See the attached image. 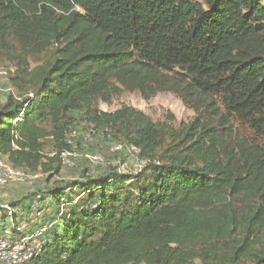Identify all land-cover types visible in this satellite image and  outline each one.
<instances>
[{
  "label": "trees",
  "instance_id": "trees-1",
  "mask_svg": "<svg viewBox=\"0 0 264 264\" xmlns=\"http://www.w3.org/2000/svg\"><path fill=\"white\" fill-rule=\"evenodd\" d=\"M15 45L21 66L52 48L53 57L17 71L14 84L33 92L0 107V156L14 169L59 175L80 114L97 130L124 128L148 160L137 174L38 195L51 214L36 223L47 231L30 264H264V0H0V55ZM124 90L205 104L223 133L197 119L171 131L156 162L158 125L129 108L97 109ZM235 122L250 144L225 131ZM15 220L11 237L28 236Z\"/></svg>",
  "mask_w": 264,
  "mask_h": 264
},
{
  "label": "rangeland",
  "instance_id": "rangeland-1",
  "mask_svg": "<svg viewBox=\"0 0 264 264\" xmlns=\"http://www.w3.org/2000/svg\"><path fill=\"white\" fill-rule=\"evenodd\" d=\"M11 49V52H3L0 55V68L9 72L8 76L0 78V107L10 98L19 101L33 92V89H25L20 84H14L13 79L16 77L17 71L30 72L37 66L47 65L53 57L52 48L43 54L27 57L26 64L21 66L17 59L20 55L17 46L15 45ZM125 108L144 114L163 132L166 143L162 149L156 151V162H163V157L171 143L172 130L185 128L197 119L207 121L210 126L221 133L224 130V123H221L219 116L212 115L207 105L187 103L181 94L174 91L159 93L152 99L146 100L138 91L124 90L120 95L113 97L110 104L99 102L97 105L100 112L107 113H115ZM219 110L221 114L224 113L221 106ZM74 117L78 121L80 120V124L73 129L69 140L73 155L69 157L68 163L64 162L62 157L61 164L53 165L54 169L60 165L59 175L50 180L52 173H44L43 169L33 172L29 168H23L22 171L26 173V176L22 181L0 184V209L9 216L7 225L0 224V228H4L5 234L12 233L14 222L11 223V220L15 216V224L19 231H23L29 236L37 235L41 229L37 228L39 226H36V223L40 225L44 223L48 219L47 216L51 214V210L47 208L43 200V208H39V213H35L34 208L38 204L36 199L38 195L46 199V194L57 185L68 187L80 182H94L114 172L124 175L137 174L148 165V160L141 157L140 150L134 148L124 136V128L121 129L122 133L118 130H97L90 126L83 114L74 115ZM225 131H233V133L236 131L240 137L249 138L246 141L248 144H250L249 141L256 138L252 132L236 122L227 125ZM256 141L264 147V137L258 138ZM43 145V154L46 157L53 158L57 155L58 149L53 138L45 139ZM117 145H123V150L115 151ZM0 160L9 163L6 158L1 156ZM79 192H83V190L77 191V193ZM12 204L18 205L16 214L10 211ZM0 264L4 263L0 262Z\"/></svg>",
  "mask_w": 264,
  "mask_h": 264
},
{
  "label": "built area",
  "instance_id": "built-area-1",
  "mask_svg": "<svg viewBox=\"0 0 264 264\" xmlns=\"http://www.w3.org/2000/svg\"><path fill=\"white\" fill-rule=\"evenodd\" d=\"M8 71L0 68V78L8 76ZM18 121L15 120L14 123ZM115 151L123 150V145H117ZM73 152L63 154V161L68 163L69 157H72ZM26 173L21 169H14L9 163L0 160V184L22 181ZM40 198V197H38ZM35 213H39V206L34 208ZM33 209V210H34ZM40 216V215H39ZM47 231L44 227L37 235L22 236L13 238L6 233V236H0V262L4 264H30L37 252L41 248L39 238Z\"/></svg>",
  "mask_w": 264,
  "mask_h": 264
},
{
  "label": "crops",
  "instance_id": "crops-1",
  "mask_svg": "<svg viewBox=\"0 0 264 264\" xmlns=\"http://www.w3.org/2000/svg\"><path fill=\"white\" fill-rule=\"evenodd\" d=\"M3 233H5L4 232V228H0V235L3 234Z\"/></svg>",
  "mask_w": 264,
  "mask_h": 264
}]
</instances>
